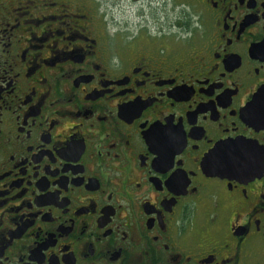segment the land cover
Masks as SVG:
<instances>
[{"label": "flooded vegetation", "instance_id": "af4514ba", "mask_svg": "<svg viewBox=\"0 0 264 264\" xmlns=\"http://www.w3.org/2000/svg\"><path fill=\"white\" fill-rule=\"evenodd\" d=\"M125 1L0 0V264H264V0Z\"/></svg>", "mask_w": 264, "mask_h": 264}, {"label": "snow or ice", "instance_id": "6c2138e0", "mask_svg": "<svg viewBox=\"0 0 264 264\" xmlns=\"http://www.w3.org/2000/svg\"><path fill=\"white\" fill-rule=\"evenodd\" d=\"M261 102L264 104V95L261 97ZM155 135L162 137L163 129L159 130ZM211 163L221 164L230 169L243 171L252 163V161L248 150L239 146H234L231 148L225 147L220 149L219 152L213 156ZM261 163L264 164V161H261Z\"/></svg>", "mask_w": 264, "mask_h": 264}, {"label": "rangeland", "instance_id": "374dc122", "mask_svg": "<svg viewBox=\"0 0 264 264\" xmlns=\"http://www.w3.org/2000/svg\"><path fill=\"white\" fill-rule=\"evenodd\" d=\"M137 5L138 3L133 2L132 0H126L123 5H122V11L120 12L122 14V17L124 19H135L136 17V12H137Z\"/></svg>", "mask_w": 264, "mask_h": 264}]
</instances>
